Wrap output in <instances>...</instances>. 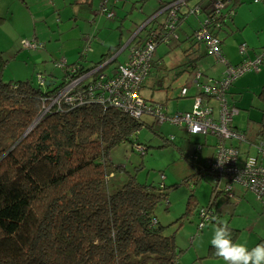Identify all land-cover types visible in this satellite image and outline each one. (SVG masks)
Listing matches in <instances>:
<instances>
[{"label": "trees", "instance_id": "obj_1", "mask_svg": "<svg viewBox=\"0 0 264 264\" xmlns=\"http://www.w3.org/2000/svg\"><path fill=\"white\" fill-rule=\"evenodd\" d=\"M204 1L196 0L194 5L200 6V13L209 22L213 19L214 23L204 27L218 37L215 22L222 24L221 29L227 26L226 20L232 18L242 0H222L226 7L215 19L210 6L216 0H206L209 9L202 7ZM177 17L176 28L182 21L181 12ZM155 20L146 26V35ZM3 21L0 16V25ZM202 26L186 38L192 48L186 51L187 62L180 75L197 70L198 46L203 43L193 36ZM132 43L142 41L137 35ZM115 51L116 47L89 67L84 66L83 62L89 61L81 53L72 64L61 66L62 82L49 81L48 86H35L29 80L3 81L7 60L0 52V264H177L180 251L174 236L166 233L167 226L156 216V208L167 203L165 185L138 183L130 176L120 189L103 193L108 178L123 169L111 162L110 152L128 143L132 151L141 147L143 155L147 147L135 140L138 131L148 125L118 108L97 103L67 105L61 101L48 108L66 84V67L78 65L75 75L82 74L106 62ZM257 97L264 103V85ZM256 123L254 143L264 141L263 110ZM170 141L172 137L165 138V143ZM197 175L183 181L190 182L192 189L184 215L195 206ZM211 195L213 199L204 208L213 210L209 222L220 225L214 200L221 193L216 186ZM229 229L234 241L239 230Z\"/></svg>", "mask_w": 264, "mask_h": 264}, {"label": "rangeland", "instance_id": "obj_2", "mask_svg": "<svg viewBox=\"0 0 264 264\" xmlns=\"http://www.w3.org/2000/svg\"><path fill=\"white\" fill-rule=\"evenodd\" d=\"M84 1L0 0V16L9 20L6 28L9 31L24 32L19 39L39 46L38 50L22 48L19 45L22 40H19L12 49L5 46L2 55L7 63L2 80L5 82L29 80L36 86L39 84L37 75L41 74L47 81L60 83L64 70L57 64L62 59L72 63L86 48L87 59L97 62L104 45L107 47L114 43L123 48L128 38L152 17L155 16L156 20L149 27L164 22L165 16H157L158 9L161 4L170 0H88L87 3ZM195 1H188V5L182 7V12H189V7L193 6ZM208 4L209 1L205 0L202 7L206 6L209 9ZM261 7L262 3L260 5L244 3L233 14V20H226L230 26L229 32L233 33L228 36L226 30L218 31L219 40L225 38L221 50L223 49L222 53L224 52L228 63L244 59L239 52L241 44L248 45L247 51L252 52L254 49L257 51L252 59L264 52V8ZM103 10L112 13V17H108ZM205 18L204 13L186 15L170 36L168 43L161 42L156 46L149 75L140 90V95L148 101L147 104L155 102L165 105L166 111L170 114L192 110L194 99L181 98L180 95L182 87L188 88L189 92L192 91L191 77L189 78L187 72L181 75L177 73L184 68L183 63L187 62L186 51L192 48V42L186 40L187 36L197 29ZM258 33L261 42L258 40ZM143 34L141 32V36ZM35 36L37 39H34ZM200 45V52L204 57L199 61L196 71L206 74L213 80H222L225 66L215 64L206 46ZM128 57L129 52L125 49L117 62L109 65L104 73H111L120 61H126ZM191 58L192 55L188 61ZM243 75L242 78L239 77L237 91L239 89L246 91L247 89L243 88L250 83L257 84L260 77L259 74L249 72ZM236 88L231 87L229 93ZM226 99L230 100V95H227ZM241 107L247 108L239 109L232 125L244 131L247 138L252 141L258 130L256 121L261 118L264 103L253 91H246ZM141 120L148 126L144 125L138 131L135 141L146 146L147 150L142 155L141 147L132 151L128 143L114 148L110 152V160L115 166H121L123 169L108 178L103 193H112L120 189L130 176H135L138 183L155 187L165 185L168 188L167 203L156 208V216L160 223L167 226L166 233L174 236L177 251H180L177 264H225L215 255V250L210 244L218 224L208 222L199 228L201 223L197 211L207 207L214 197L211 195V189L215 186L211 183L213 182L211 175L207 180H198L193 191L196 197L195 206L190 213L184 215L192 189L190 182L183 181L189 179L192 174L201 172L204 160L214 151L216 136L190 135L170 122L159 123L149 115H143ZM171 137L172 141L165 143V138ZM198 145H202L200 154L195 153ZM240 146L241 159L246 154V147L244 144ZM247 148L249 155H256L257 150L254 147ZM194 155L199 156L198 161L192 160ZM261 159L264 164V156ZM225 183L226 179H221L217 184V190H223ZM214 202L222 212L220 223H226L229 227L239 230L234 242L245 243L249 249L264 243L262 202L257 201L251 193L239 186L234 187L232 198L221 195ZM181 217L182 220L179 221Z\"/></svg>", "mask_w": 264, "mask_h": 264}, {"label": "built area", "instance_id": "obj_3", "mask_svg": "<svg viewBox=\"0 0 264 264\" xmlns=\"http://www.w3.org/2000/svg\"><path fill=\"white\" fill-rule=\"evenodd\" d=\"M186 0H172L165 4L159 14L164 12V22L156 26L141 38L142 43H135L129 50V57L120 64L112 73L105 74L101 65L96 66L82 74L75 75L80 66L66 67L68 76L66 84L60 89L56 97L51 101L48 108L52 105L60 104L63 101L67 105H82L97 103L112 106L128 113L133 118L139 119L143 115L152 116L157 122H170L185 130L190 135H212L216 136L214 151L207 157L202 166L201 172L197 173L198 180L212 176L213 184L216 186L221 179H226L221 195L225 198L234 196V187L239 186L251 193L257 201L263 203L264 207V141L258 140L251 142L247 136L236 129L233 125L234 117L239 113V109L229 104L226 99V92L231 84L247 72H259L264 64V52L257 55L254 59H246L247 45L239 46L240 55L244 58L238 65L227 62L221 50L220 40L213 36L211 29L204 25L213 19H205L203 26L198 30L193 39L203 43L214 58L215 64L225 66L222 80H213L199 71L191 74L190 87L198 89L193 95L194 106L189 112H175L170 114L166 108L160 104L149 103L140 95L142 85L149 73L156 46L161 43H168L170 36L176 29L178 13L181 6L185 5ZM259 2L261 0H253ZM226 2L216 0L210 6L213 17L219 16L226 7ZM112 17V13L103 10ZM189 14H199L200 6L193 5L189 8ZM158 14V15H159ZM232 14V12H231ZM222 24L215 22L213 29L220 30ZM170 31V32H169ZM23 48L38 50L39 46L30 41L22 40ZM86 55V49L84 50ZM58 66H65L66 60L62 59ZM41 85L46 84V79L38 75ZM189 90L182 87L180 95L188 96ZM46 108V110L48 109ZM254 147L257 150L255 156L245 154L240 159V145ZM141 149V148H140ZM202 145L195 149L196 154H200ZM194 161L199 160V156L194 155ZM200 218L199 228L208 223L213 216V210L209 208L199 209Z\"/></svg>", "mask_w": 264, "mask_h": 264}, {"label": "crops", "instance_id": "obj_4", "mask_svg": "<svg viewBox=\"0 0 264 264\" xmlns=\"http://www.w3.org/2000/svg\"><path fill=\"white\" fill-rule=\"evenodd\" d=\"M171 1V0H170ZM88 2V0H85L84 1V3H87ZM79 3H80V1H79ZM162 3V2H161ZM244 3H248V4H251V3H253V4H255V5H260L261 3H262V9L264 8V0H261V1H259V2H254L253 0H242V3L241 4H239L238 6H236V8H235V12L234 13H236V10H237V8L238 7H240L241 5H243ZM195 4V3H194ZM193 4V5H194ZM162 5V4H161ZM188 5V4H187ZM186 5V6H187ZM190 7H192V6H190ZM189 7V8H190ZM188 8V7H187ZM180 11H182V9L180 10ZM181 15H182V20H184L185 19V17H186V15H188V13H185V12H182L181 13ZM159 16H165V14H164V12H163V14H161V15H159ZM3 19H4V21H3V23L0 25V52L2 53V50L4 49V48H6L5 46H8V48H13L14 46H15V44L16 43H18L19 42V40L21 41L22 40V38H20L19 39V37L24 33V32H22V33H20L19 31H17V32H14V31H9V29L8 28H6L7 27V23H8V19L6 18V17H2ZM230 20H233V16H232V18L230 19ZM182 22V21H181ZM181 22H180V24H181ZM145 24V23H144ZM179 24V25H180ZM144 26V25H143ZM142 27V26H141ZM153 27H155V26H153ZM149 28V27H148ZM195 30V29H194ZM223 30H226V35H231L232 33H233V31H230L229 32V30H230V26H229V24L227 23V26H224V28H223ZM228 31V32H227ZM138 31H136L130 38H128V41H127V43H126V45L123 47V48H121L120 47V45H118V44H110L109 46H107L106 47V45H104L102 48H103V50H102V52H101V55H100V57H99V59L98 60H101L102 58H103V56L105 55V54H111L112 52H113V50H114V48L116 47V51L114 52V54L108 59V60H114L111 64H113V63H115V62H117V60H118V58H119V55L125 50V49H127L128 50V52H129V44L131 45V43H132V40L134 39V35L137 33ZM193 32V31H192ZM192 34V33H191ZM190 34V35H191ZM189 36V35H188ZM187 36V37H188ZM258 37H259V41L261 42V39H260V33H258ZM34 39H37V36H35L34 37ZM223 41H222V43H221V47H222V44L224 43V40H225V38L224 39H222ZM4 44H6V45H4ZM132 44H134V43H132ZM19 45L22 47V45H21V43H19ZM248 46V45H247ZM82 47V46H81ZM81 47H79V48H81ZM23 48V47H22ZM81 50V49H80ZM200 50H201V45H199L198 46V51H197V54H198V56L200 57V60L204 57V55H202V53L200 52ZM222 51H223V49H222ZM223 54H224V52H223ZM257 54V51L254 49L252 52H251V50H249V51H247V53H246V58H248V59H252L253 57H254V55H256ZM80 56V55H79ZM223 56H225V54L223 55ZM225 58H226V56H225ZM86 59H87V57H86ZM77 60V59H76ZM75 60V61H76ZM88 60V59H87ZM89 62H83V64H84V66L85 67H89V66H91L92 65V63L91 62H94V61H92L91 59L90 60H88ZM241 61V60H240ZM240 61H238V62H236V63H233V62H231V64H237V63H239ZM74 62V61H73ZM72 62V63H73ZM125 62V60H123V61H120L119 63H118V65L119 64H121V63H124ZM67 63H70L69 62V60H67ZM72 63H70V64H72ZM86 63V64H85ZM110 64V65H111ZM107 68V67H106ZM105 68V69H106ZM104 69V70H105ZM263 72H264V66H263V68H262V70H260L259 72H257V73H255V72H249L250 74H255V75H257V74H259L260 75V77H259V80H258V82H257V84H255V83H250L249 84V86H246V87H244L243 89H247L246 91H253L254 92V94H256V95H258V92H259V90H260V88L264 85V74H263ZM248 73V72H247ZM178 75H180L179 74V72L177 73ZM246 74V73H245ZM263 74V75H262ZM189 76V78L191 77V75L189 74L188 75ZM244 76V75H243ZM243 76H241L240 78H242ZM240 78H238V79H236L233 83H232V85H231V87L232 88H236V86L237 85H239V79ZM258 78V77H257ZM252 84H255V85H252ZM192 88V91L191 92H189V94H188V96L187 97H184V98H192L193 97V95L195 94V93H197V89L194 87V86H192L191 87ZM241 88V87H240ZM250 88H252V89H250ZM231 89V88H230ZM235 90V91H234ZM238 89L236 88V89H233L232 90V92L230 93V100L232 101V103L234 104V105H236V107L237 108H242L243 110L244 109H246L247 107H241V105H242V101H243V98H244V93L246 92V91H241L240 89H239V91H237ZM238 99V100H237ZM255 138V137H254ZM251 141V140H250ZM255 141V139L254 140H252L251 142H254ZM244 147H246V154L247 153H249V150H248V148H247V146L245 145ZM239 149H241V146L239 147ZM243 196V195H242ZM243 197H245V196H243ZM217 206V205H216ZM216 213L218 214V218H219V221L221 220V217H222V212H221V210H220V208L219 207H217L216 208Z\"/></svg>", "mask_w": 264, "mask_h": 264}, {"label": "clouds", "instance_id": "obj_5", "mask_svg": "<svg viewBox=\"0 0 264 264\" xmlns=\"http://www.w3.org/2000/svg\"><path fill=\"white\" fill-rule=\"evenodd\" d=\"M210 244L225 264H264V243L249 249L245 243L234 242L226 223L215 227Z\"/></svg>", "mask_w": 264, "mask_h": 264}, {"label": "bare ground", "instance_id": "obj_6", "mask_svg": "<svg viewBox=\"0 0 264 264\" xmlns=\"http://www.w3.org/2000/svg\"><path fill=\"white\" fill-rule=\"evenodd\" d=\"M171 1H172V0H171ZM171 1H168V3L171 2ZM188 1H191V0H186V1H185V5H183V6H186V5L188 4V3H187ZM168 3H164L163 5L168 4ZM183 6H181L180 10L182 9ZM160 10H161V9H160ZM160 10H159V12H160ZM180 10H179V12L182 13V11H180ZM187 13H188V12H187ZM161 14H163V12L160 13L159 15H161ZM164 14H165V13H164ZM188 14H189V13H188ZM159 15H157V16H159ZM153 18H155V16L152 17V19H153ZM152 19L148 20V21L144 24V26H142L134 36H137V35H138V36L140 37V39L143 38V37L146 35V32H145V29L147 28L146 26H148V24L151 22ZM155 27H156V26H155ZM155 27H154V28H155ZM154 28H153V29H154ZM141 32L144 33L142 36H141ZM132 45H133V44H131V45L129 44V50H130V48L132 47ZM85 49H86V48H85ZM147 77H148V75H147ZM147 77H146V78H147ZM188 134H189V133H188Z\"/></svg>", "mask_w": 264, "mask_h": 264}, {"label": "water", "instance_id": "obj_7", "mask_svg": "<svg viewBox=\"0 0 264 264\" xmlns=\"http://www.w3.org/2000/svg\"><path fill=\"white\" fill-rule=\"evenodd\" d=\"M113 62V60H107L106 62H104L103 64H101V69H103L104 67H106L107 65L111 64ZM49 85V81H46V86ZM35 125V123L33 125H31L28 130L25 132L24 135H26V133L29 132V130H31L33 128V126Z\"/></svg>", "mask_w": 264, "mask_h": 264}]
</instances>
